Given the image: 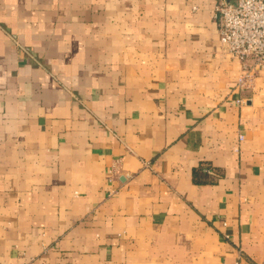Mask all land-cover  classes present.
<instances>
[{
    "label": "crops",
    "instance_id": "crops-1",
    "mask_svg": "<svg viewBox=\"0 0 264 264\" xmlns=\"http://www.w3.org/2000/svg\"><path fill=\"white\" fill-rule=\"evenodd\" d=\"M221 1L0 0V264H264V71L237 87Z\"/></svg>",
    "mask_w": 264,
    "mask_h": 264
},
{
    "label": "built area",
    "instance_id": "built-area-1",
    "mask_svg": "<svg viewBox=\"0 0 264 264\" xmlns=\"http://www.w3.org/2000/svg\"><path fill=\"white\" fill-rule=\"evenodd\" d=\"M215 18L222 45L232 58L245 65L237 85L243 90L264 71V0H223L216 6Z\"/></svg>",
    "mask_w": 264,
    "mask_h": 264
}]
</instances>
